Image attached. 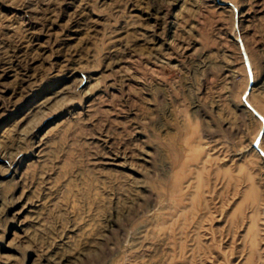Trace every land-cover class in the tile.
I'll return each instance as SVG.
<instances>
[{
  "label": "rangeland",
  "instance_id": "obj_1",
  "mask_svg": "<svg viewBox=\"0 0 264 264\" xmlns=\"http://www.w3.org/2000/svg\"><path fill=\"white\" fill-rule=\"evenodd\" d=\"M228 1L0 0V264H264V0Z\"/></svg>",
  "mask_w": 264,
  "mask_h": 264
},
{
  "label": "bare ground",
  "instance_id": "obj_2",
  "mask_svg": "<svg viewBox=\"0 0 264 264\" xmlns=\"http://www.w3.org/2000/svg\"><path fill=\"white\" fill-rule=\"evenodd\" d=\"M221 5L219 6L220 8H227V7H229V5L231 4V2L230 1H228V0H221ZM237 6V5H236ZM238 7V6H237ZM231 9V8H230ZM229 9V10H230ZM244 17V15H242V18ZM248 18V17H247ZM241 22V21H240ZM42 139L43 138H41L40 140H38L37 141V145L35 144V148L38 150V153H37V155H39L41 152H42V150H43V141H42ZM122 157H115V158H112L113 159V161L114 162H116V161H118V163L117 164H114V165H118V166H120V167H122V166H126V165H123V163L124 164H126L125 162H122V161H120V159H121ZM20 161L18 160V162L14 165V166H10V169H8V170H6V171H4L5 172V174H1L2 176H6V175H11V176H13L14 178H16V179H18L19 178V176L21 175V177L23 176L22 174V172H21V169H22V167L24 166L23 165V161H21L20 162V164H18ZM18 165V166H17ZM15 166H17V167H15ZM19 180H21V178L19 179ZM25 198V197H24ZM21 199V200H17V201H15V204H19L21 201H24L22 204V208L20 209V210H18L17 212H16V214H17V217L18 218H21L25 213H27L28 211H31V210H29L30 209V207L32 206V204H30L29 203V201L28 200H26L25 201V199Z\"/></svg>",
  "mask_w": 264,
  "mask_h": 264
}]
</instances>
